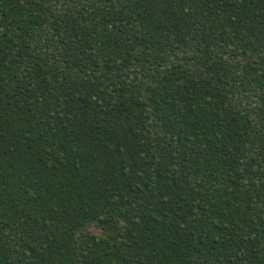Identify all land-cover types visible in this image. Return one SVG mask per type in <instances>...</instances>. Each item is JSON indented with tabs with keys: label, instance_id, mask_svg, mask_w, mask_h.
Returning <instances> with one entry per match:
<instances>
[{
	"label": "trees",
	"instance_id": "obj_1",
	"mask_svg": "<svg viewBox=\"0 0 264 264\" xmlns=\"http://www.w3.org/2000/svg\"><path fill=\"white\" fill-rule=\"evenodd\" d=\"M0 264H264V0H0Z\"/></svg>",
	"mask_w": 264,
	"mask_h": 264
}]
</instances>
